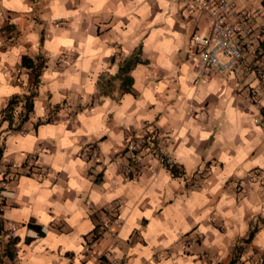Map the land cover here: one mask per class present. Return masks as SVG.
Wrapping results in <instances>:
<instances>
[{"label":"crops","instance_id":"crops-1","mask_svg":"<svg viewBox=\"0 0 264 264\" xmlns=\"http://www.w3.org/2000/svg\"><path fill=\"white\" fill-rule=\"evenodd\" d=\"M183 11L179 0H0V180H10L0 264H99L104 252L113 264H262L264 189L240 183L264 173V83L245 72L194 85L188 44L208 28ZM250 28L248 60L264 36L261 10ZM39 55L34 87L21 58ZM134 59L126 92L119 70ZM33 91L28 117L22 106L5 119L9 101ZM144 140L151 152L134 170L127 146ZM32 155L44 177L28 174ZM114 209L112 238L101 224Z\"/></svg>","mask_w":264,"mask_h":264},{"label":"built area","instance_id":"built-area-1","mask_svg":"<svg viewBox=\"0 0 264 264\" xmlns=\"http://www.w3.org/2000/svg\"><path fill=\"white\" fill-rule=\"evenodd\" d=\"M179 1L184 10L183 13L188 18L205 17L208 28L206 34H193L188 44L190 57L195 61L194 85H199L213 75L224 78L225 76L243 74L245 72H252L264 83V36L258 39L259 43L252 52V60H248L246 56V45L254 30L250 26L254 22L258 10H261V14L264 17V0H255L259 4V7L255 8V10H251L243 5L238 6L240 2L244 3L247 0ZM22 106H24V101L19 102L15 106L14 112L17 113ZM146 144L147 141L144 140L141 144L131 142L127 146L130 154L129 163L130 166L134 167V170L143 165L145 157L151 152L148 153V146ZM81 156L91 160L96 158L97 153L89 145L83 150ZM155 157L162 167L173 172L175 169L174 163L163 153L157 152ZM36 160L37 157L35 155L26 158L25 168L28 170V174L36 175L37 173L40 177H44L47 174L46 168L33 171ZM174 171L176 176L182 175L179 170ZM195 176L199 180L204 178V173L199 172ZM251 184H256L264 189V173L250 172L240 183L243 187ZM189 185L191 188H200L197 180ZM9 186L10 180L7 177L0 180L1 190H6ZM1 205L0 201V208ZM119 223L116 217V210L114 209L101 224L102 230L104 232L109 231L112 238H115V230L118 228ZM12 234L13 230L9 229L5 232V237L11 238ZM99 264H113L109 260V252H104L101 255Z\"/></svg>","mask_w":264,"mask_h":264},{"label":"trees","instance_id":"trees-1","mask_svg":"<svg viewBox=\"0 0 264 264\" xmlns=\"http://www.w3.org/2000/svg\"><path fill=\"white\" fill-rule=\"evenodd\" d=\"M137 62H138L137 59L129 60V61H126V63L123 66L120 67L118 79L122 82L123 86H125V88L123 89L126 92H130L131 90L132 79L129 73L132 67ZM45 65H46V59L42 57L41 55L37 56L35 59H31L27 56H23L21 58V66L31 73L34 87H36L37 84L39 83V80H40L39 78H40L42 70L45 68ZM33 97H34V91L22 97L19 96V97L12 98L9 101L6 109L4 110L6 114L5 119H9L11 121V119L13 118V115L17 114L14 112L15 106L21 101H24V106H23L22 112L19 115V118H21L22 120L26 119L29 113L32 112ZM46 122H51V118L48 117ZM1 192L2 191L0 190V193ZM1 214H2V208H0V217H1ZM28 228L35 230L38 234L37 237H42L44 235V231L41 226L35 225L33 223H29ZM2 232H3V225L1 223V218H0V233ZM253 232L250 233V237L247 240H250V238L253 235ZM34 240H35L34 238H27L26 243L31 244ZM15 244H16V238L7 239V243L5 244L4 250H3L4 254L7 255V257L13 256L11 249H12V246H14ZM262 264H264V260Z\"/></svg>","mask_w":264,"mask_h":264},{"label":"rangeland","instance_id":"rangeland-1","mask_svg":"<svg viewBox=\"0 0 264 264\" xmlns=\"http://www.w3.org/2000/svg\"><path fill=\"white\" fill-rule=\"evenodd\" d=\"M252 0H249V2H251Z\"/></svg>","mask_w":264,"mask_h":264}]
</instances>
